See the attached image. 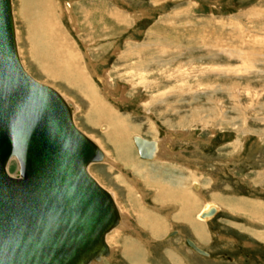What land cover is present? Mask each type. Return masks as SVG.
<instances>
[{
    "label": "rangeland",
    "instance_id": "374dc122",
    "mask_svg": "<svg viewBox=\"0 0 264 264\" xmlns=\"http://www.w3.org/2000/svg\"><path fill=\"white\" fill-rule=\"evenodd\" d=\"M11 1L22 66L75 106V126L107 155L88 171L125 206L126 227L120 223L107 234L108 245L117 247L100 264H130L127 242L144 248L142 263H162L164 246L154 242L159 226L151 227L149 213H172L178 222L171 227H190L173 198L155 200L153 187L136 174L147 175L146 166H153L157 180L182 188L193 202L186 219L204 226L200 240L191 227L192 236L181 228L169 231L170 264L177 254L182 264H264V0H50L27 10L23 0ZM52 58L71 63L58 70ZM76 79L86 80L95 96ZM97 97L126 125L125 137L113 135L111 122L98 117ZM133 134L159 141L163 160L140 158ZM117 146L131 151L128 160L137 168L118 157ZM16 169L11 160L8 172ZM208 202L220 210L202 221L197 212ZM253 203L263 216L231 208ZM186 238L210 255L193 251Z\"/></svg>",
    "mask_w": 264,
    "mask_h": 264
},
{
    "label": "water",
    "instance_id": "95a60500",
    "mask_svg": "<svg viewBox=\"0 0 264 264\" xmlns=\"http://www.w3.org/2000/svg\"><path fill=\"white\" fill-rule=\"evenodd\" d=\"M135 144L141 158H152L154 142L135 137ZM12 157L17 176L6 171ZM101 160L61 95L21 65L11 0H0V264H90L108 254L105 235L120 217L87 171ZM219 210L208 202L197 218L209 220Z\"/></svg>",
    "mask_w": 264,
    "mask_h": 264
},
{
    "label": "bare ground",
    "instance_id": "6f19581e",
    "mask_svg": "<svg viewBox=\"0 0 264 264\" xmlns=\"http://www.w3.org/2000/svg\"><path fill=\"white\" fill-rule=\"evenodd\" d=\"M24 1V4L22 5V8H23V10H27V9H30V7H33V5H35L36 3H37V5L38 6H41L40 4H38V3H42L43 5V7H45V6H47L46 4H49L50 3V0H23ZM45 5V6H44ZM11 6H12V1H11ZM114 11V10H113ZM116 15H118V13H115ZM115 14H114V16H115ZM12 15H13V6H12ZM109 15V14H108ZM13 22H14V15H13ZM121 30V29H120ZM14 34H15V42H16V48H17V54H18V57H19V60H20V62H21V59H20V56H19V52H18V47H17V39H16V30H15V23H14ZM105 35V34H104ZM107 35V34H106ZM232 40V39H231ZM206 45V44H205ZM142 46V45H141ZM138 47V46H137ZM145 47V46H144ZM139 48V47H138ZM232 48V47H231ZM138 51H139V49H137ZM136 50V51H137ZM211 50V49H210ZM235 50V49H234ZM138 51L136 52V53H138ZM162 51V50H161ZM232 52V51H231ZM235 52L237 53V50H235ZM246 53V52H245ZM232 55H233V53H231ZM63 55V54H62ZM136 55V54H135ZM69 56V55H68ZM71 56H72V54H71ZM73 56L74 57H76V55H74L73 54ZM239 56V55H238ZM52 57H54V56H52ZM58 57V56H57ZM55 58V57H54ZM59 58V57H58ZM69 59L71 58V57H68ZM73 58V57H72ZM53 59V58H52ZM79 60V59H78ZM59 61V62H58ZM243 61V60H242ZM52 63L53 62H56L57 64H56V68L59 70V64H62L63 66H69L70 65V61L69 60H67V59H65V61L64 62H62V61H60V60H58L57 58L56 59H53L52 61H51ZM89 62H91V61H89ZM93 63V62H92ZM243 63H244V61H243ZM77 64V63H76ZM75 64V62L72 64V66L74 65L77 69V72L79 73L80 72V70H81V68H79L77 65ZM21 65H22V63H21ZM89 65H90V63H89ZM88 66V65H87ZM86 67V66H85ZM24 68V67H23ZM70 68V67H69ZM92 68H93V66H92ZM181 69V68H180ZM245 69V68H244ZM93 70V69H92ZM26 71V70H25ZM74 71V70H73ZM95 71V70H94ZM27 72V71H26ZM28 73V72H27ZM63 73V72H62ZM76 73V72H75ZM94 73V72H93ZM29 74V73H28ZM30 75V74H29ZM75 75V74H74ZM165 75V74H164ZM31 76V75H30ZM48 76H50L49 74H48ZM32 77V76H31ZM52 79H54L55 77H52V76H50ZM71 79V78H70ZM74 79V78H73ZM85 79V78H84ZM83 79V80H84ZM88 79V78H87ZM77 80V79H76ZM99 80L103 83L104 82V86L106 87V83H108L107 82V79L105 78V77H103V78H99ZM86 81V80H85ZM85 81H82L81 79H78L77 80V82L79 83V84H81V87L82 88H85L86 90H87V92H85V93H89V94H92V95H94L95 96V90H93V88L91 87V86H89L88 85V83L87 82H85ZM109 81V80H108ZM74 82H75V80H74ZM73 82V83H74ZM106 82V83H105ZM110 82V81H109ZM142 82V81H141ZM72 84V83H71ZM84 84H87V87H85V85ZM106 84V85H105ZM77 85V84H76ZM108 85H109V83H108ZM76 87V86H75ZM80 87V86H79ZM52 88V87H51ZM104 89H106V88H104ZM104 89H103V91H104ZM108 89V88H107ZM55 90V89H54ZM109 91V90H108ZM107 91V93L108 94H111L110 93V91L108 92ZM89 94H88V96H89ZM62 95V94H61ZM85 95H87V94H85ZM85 95H84V97H85ZM87 96V97H88ZM103 96V98H105V95L103 94L102 95ZM62 97V96H61ZM63 98V97H62ZM65 101H66V103L71 107V114H72V120H73V115H74V112H75V106L70 102V101H68L67 99H65V97L63 98ZM90 100V99H89ZM97 101H98V103H99V105L98 106H95V112L98 114V117L99 116H102V117H105V118H107L110 122H111V124H112V126H113V128H114V131H113V135L115 134L117 137L118 136H123V137H125V132H124V128L126 127V125H125V127H124V125H123V123L121 122V120H119L118 118H114V114H112V112L109 110V108H107V106L105 105V103H104V101L103 100H101L100 98H98L97 97ZM91 105H92V103H91ZM109 110L110 112H111V117H106V115H104V112H106V110ZM108 112V111H107ZM92 114V113H94V110H93V106H91V109L87 112V116L89 115V114ZM128 121V120H127ZM74 123V122H73ZM75 125V124H74ZM127 126L128 127H132V126H130L129 124H127ZM76 127V126H75ZM108 127V126H107ZM134 127V126H133ZM77 128V127H76ZM78 129V128H77ZM127 129V128H126ZM79 131H81L80 129H78ZM131 130V129H130ZM82 132V131H81ZM83 133V132H82ZM84 134V133H83ZM169 134V133H168ZM85 135V134H84ZM167 135V134H166ZM165 135V136H166ZM170 135H171V133H170ZM127 136V135H126ZM172 136V135H171ZM135 137H139V138H142V136L140 137L138 134H133L132 136H131V139H132V142H133V144H134V147H135V149H136V144H135ZM89 138V137H88ZM169 138H171V137H169L168 136V138L167 139H169ZM174 138V137H173ZM91 139V138H90ZM142 139H144V138H142ZM163 139V138H162ZM162 139H160V140H162ZM94 143H96L93 139H91ZM146 140V139H145ZM118 141H120L121 142V139H118ZM165 141V140H164ZM152 142H154V144H155V150H154V152H153V156H152V158L150 159V161L151 160H153L154 161V159L156 160V159H158V160H163V158H164V156H163V152H162V150H161V147L163 148V146L161 145V143L159 142V141H152ZM163 143V142H162ZM97 144V143H96ZM98 145V144H97ZM100 146V145H99ZM98 146V147H99ZM102 152H103V160H101V161H94V162H91L90 164H88V166H87V171H88V168H89V166L91 165V164H93V163H97V162H103L105 159H107V155H106V153L103 151V150H101ZM136 151H137V149H136ZM115 152H116V154L118 155V157L119 158H121L122 160H124V162L125 161H127L128 159H129V157L130 156H128V153H130L131 154V151L129 150V149H123V148H120V147H116V149H115ZM176 152V151H175ZM137 153H138V151H137ZM165 153V152H164ZM138 155H139V153H138ZM139 157L141 158V156L139 155ZM143 159V158H142ZM11 160H15L16 162H17V160L14 158V157H12L8 162H7V165H6V171L8 172V170H7V166H8V163L11 161ZM133 161L132 160H128L127 161V163L125 162V164H127L131 169H133V168H137V167H135V165L132 163ZM160 162H162V161H160ZM163 162H165V161H163ZM133 167V168H132ZM145 167L143 166V168L142 169H144ZM134 170V169H133ZM136 170V169H135ZM144 171L146 172V174L147 175H145V173H142L143 171H141L140 172V170L138 171V170H136V174H138L142 179H144V181H143V183L145 184V185H147V186H150V187H153V188H151V189H154L155 190V200H160V199H162L163 200V198L164 197H171V198H173L174 199V201H175V205H178L179 207H180V211H179V214H177L178 216H180V217H182V221H187V222H189V226L191 227V229H192V231L193 232H195V234H196V232H197V237H199V240H200V238H203L204 236V234H203V231H204V226L203 225H201V224H195L194 225V221H188L189 219L187 218L186 219V214L187 213H189V208L191 207V204L193 203L192 202V200H191V202H190V200H189V197H187V194H185L184 193V191L182 190V188H179L178 186H176V187H173L172 186V183H171V181L169 180V181H167L168 183L166 184V181L164 182V181H162V179L160 178L159 180H157V178H158V176H157V174L154 172V170H153V166H146V168L144 169ZM89 172V171H88ZM135 172V171H134ZM9 173V172H8ZM191 173V172H190ZM10 174V173H9ZM19 174V165H18V162H17V169H16V171L13 173V174H11V175H13V176H17ZM90 174V173H89ZM139 176H138V178H139ZM156 176H157V178H156ZM94 178V177H93ZM125 178V177H124ZM167 178V177H166ZM95 179V178H94ZM126 179V178H125ZM178 179V178H177ZM96 180V179H95ZM139 180V179H138ZM157 180V181H156ZM97 181V180H96ZM134 181V180H133ZM170 182V183H169ZM97 183L99 184V185H101L98 181H97ZM195 183H197V182H195L194 181V184ZM171 184V185H170ZM198 184V183H197ZM101 187H103L104 189H106L104 186H102L101 185ZM140 188V187H139ZM144 189V188H143ZM198 189V188H197ZM196 189V190H197ZM107 190V189H106ZM109 193H110V195L112 196V199H113V201H114V203H115V205H116V207H117V210H118V214H119V222H118V224L115 226V227H113L111 230H113V229H115V228H117L119 225H120V223H121V221L123 220V213H122V210L121 209H123V211H124V209H125V206L124 205H118V203H117V201H116V199L117 198H115V195L112 193V192H110L109 190H107ZM193 191V190H192ZM198 191V190H197ZM143 192V191H142ZM141 192V195L144 193H142ZM196 192V191H195ZM146 193V192H145ZM199 193V192H198ZM147 194V193H146ZM201 194V193H200ZM144 197V196H143ZM202 197H203V195H202ZM140 200V199H139ZM172 201V200H171ZM223 201V200H222ZM173 202V201H172ZM207 202V199L206 198H204V203L202 204V205H204L205 203ZM167 203V202H166ZM221 203V202H220ZM224 203H226V202H224ZM227 204V203H226ZM164 205V204H163ZM166 205V204H165ZM171 205V204H170ZM174 205V206H175ZM228 205V204H227ZM257 206H259L257 203L256 204H254L253 203V205L251 204H249V207L247 208V209H243V208H238V207H236V206H232L231 208L232 209H234L235 211L236 210H241V211H243L244 210V212L245 213H250L251 215H254V216H256V217H258V216H263L262 215V213L261 212H259L258 210H257ZM202 208V206L200 207V209ZM220 208V207H219ZM224 208H226V207H224ZM127 209V208H126ZM154 209H155V207H154ZM160 209H161V207H160ZM170 209V208H169ZM200 209L198 210V212L197 213H199V211H200ZM228 209V208H227ZM262 209V208H261ZM146 210H144V212H145ZM156 211H158V210H156ZM160 211H162V210H160ZM137 212V211H136ZM149 212H151V211H148V213ZM159 212V211H158ZM192 212V211H191ZM125 213H127V212H124V214ZM160 213V212H159ZM196 213V214H197ZM231 213V212H230ZM236 213V212H235ZM196 214H194L195 216H196ZM189 215H191V214H189ZM159 216V214L158 213H149L146 217L147 218H151L150 219V221H151V227L153 228V229H156V227L157 226H159V223H160V221H161V219L160 220H157V219H159V218H157ZM177 217V216H176ZM190 217V216H189ZM247 218V217H246ZM127 220V219H126ZM125 220V221H126ZM149 222V221H148ZM185 223V222H184ZM206 223V222H205ZM127 224V223H126ZM121 225H124L125 226V223L124 224H122L121 223ZM121 227V226H120ZM126 227V226H125ZM132 227V226H131ZM130 227V228H131ZM189 227V228H190ZM206 227V226H205ZM121 229V228H120ZM126 229V228H125ZM110 230V231H111ZM117 230V229H116ZM109 231V232H110ZM118 231V230H117ZM109 232H107L106 233V235H105V242H106V244H107V246H108V250H109V252H108V254H106V255H104V256H102L99 260H94V261H92V262H90V264H100L103 260H105L106 258H109L110 257V255H111V253H112V249H114L115 248V250H116V247L117 246H115L114 248L112 247V249H111V247L108 245V240H107V234L109 233ZM176 232H174L173 234H175ZM200 233V234H199ZM150 235H151V233H150ZM154 236V235H153ZM110 237V236H109ZM156 238V237H155ZM208 238V237H207ZM193 239V238H192ZM147 240V239H146ZM191 240V239H190ZM198 240V241H199ZM151 241H152V238H151ZM150 241V242H151ZM192 241V240H191ZM202 241V240H201ZM200 241V242H201ZM170 242V241H169ZM197 247H199L200 248V250L201 251H204V252H206V255H204V254H202L201 252H196V253H198V254H200L201 256H204V257H208L209 256V253L206 251V250H204V249H202V246H201V244L199 245V244H197V242L196 241H192ZM199 242V243H200ZM128 243V242H127ZM126 243V245H125V250H127V255H129L128 257H129V260L131 261V263H133V264H144V263H142V260L141 259H144L143 257H144V255H143V257H142V253L143 252H141V249H144V248H138L135 244H132L131 242H129L128 244ZM139 243V242H138ZM149 243V242H148ZM186 243V242H185ZM203 243V242H202ZM150 244V243H149ZM117 245V244H116ZM124 245V244H123ZM122 245V246H123ZM142 245H143V243H142ZM141 245V246H142ZM187 245V244H186ZM145 246V245H144ZM120 247H121V245H120ZM132 247H135V248H132ZM149 247V246H148ZM190 248V247H189ZM204 248V247H203ZM151 249V248H150ZM122 250V249H121ZM193 250V249H192ZM146 251V250H145ZM174 251V250H173ZM194 251V250H193ZM169 253V252H168ZM189 253H190V251H189ZM144 254V253H143ZM166 254H167V252H166ZM170 254H171V252H170ZM172 254H174L173 252H172ZM192 254V253H191ZM168 255V254H167ZM178 256H180L179 254H177ZM177 255H173V256H171V259H172V257H175V258H173V260L175 261V264H182L177 258H176V256ZM125 256V255H124ZM103 257H105V258H103ZM127 257V258H128ZM185 257H188V256H185ZM110 259V258H109ZM168 259V258H167ZM189 259V258H188ZM168 260H170V258L168 259ZM170 262V261H169ZM171 262H172V260H171ZM130 263V264H131ZM151 264V263H150ZM184 264V263H183Z\"/></svg>",
    "mask_w": 264,
    "mask_h": 264
},
{
    "label": "crops",
    "instance_id": "0c3cea01",
    "mask_svg": "<svg viewBox=\"0 0 264 264\" xmlns=\"http://www.w3.org/2000/svg\"><path fill=\"white\" fill-rule=\"evenodd\" d=\"M134 208L133 207H130V212H131V214H134ZM136 211H138V210H136ZM164 212L162 211H160V219H161V221H160V223H159V230H160V232H158L157 234H158V236H155L157 239H155V247L157 248L158 246L159 247H162V246H164L163 248H164V250H163V252H162V256H161V258H160V261L162 262L161 264H170L169 262H168V259H167V256L165 255V250L167 249H169L170 248V246H167V242H169L168 241V239H167V234L169 233V231L170 230H173V229H177V228H181V230L184 232V235H186L187 236V232H188V234H190L191 236H192V231L190 230V228L189 227H187L186 225H185V223L184 224H182V226H180V227H178V225L177 226H173V227H171V224L172 223H174V222H178L177 221V218H173L172 217V213L169 215V216H165L164 214H163ZM179 218V217H178ZM208 230V229H207ZM179 235V233L176 235V236H178ZM173 237V236H172ZM189 239V238H188ZM180 241L182 240V236L180 237V239H179ZM179 240H177V241H175L173 244L175 245V244H179ZM207 251V250H206ZM208 252V251H207ZM209 253V252H208ZM209 255H210V253H209Z\"/></svg>",
    "mask_w": 264,
    "mask_h": 264
}]
</instances>
